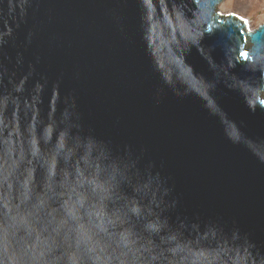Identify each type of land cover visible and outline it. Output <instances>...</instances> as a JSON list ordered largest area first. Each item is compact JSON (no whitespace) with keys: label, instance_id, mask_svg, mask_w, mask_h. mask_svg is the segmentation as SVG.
Listing matches in <instances>:
<instances>
[{"label":"water","instance_id":"water-1","mask_svg":"<svg viewBox=\"0 0 264 264\" xmlns=\"http://www.w3.org/2000/svg\"><path fill=\"white\" fill-rule=\"evenodd\" d=\"M222 1L0 0V264H264V22Z\"/></svg>","mask_w":264,"mask_h":264},{"label":"rangeland","instance_id":"rangeland-1","mask_svg":"<svg viewBox=\"0 0 264 264\" xmlns=\"http://www.w3.org/2000/svg\"><path fill=\"white\" fill-rule=\"evenodd\" d=\"M217 10L221 14L232 13L242 18L250 30L264 22V0H223Z\"/></svg>","mask_w":264,"mask_h":264},{"label":"bare ground","instance_id":"bare-ground-1","mask_svg":"<svg viewBox=\"0 0 264 264\" xmlns=\"http://www.w3.org/2000/svg\"><path fill=\"white\" fill-rule=\"evenodd\" d=\"M246 25H247V22L245 21ZM248 27V26H247Z\"/></svg>","mask_w":264,"mask_h":264},{"label":"snow or ice","instance_id":"snow-or-ice-1","mask_svg":"<svg viewBox=\"0 0 264 264\" xmlns=\"http://www.w3.org/2000/svg\"><path fill=\"white\" fill-rule=\"evenodd\" d=\"M242 55H244V54H242Z\"/></svg>","mask_w":264,"mask_h":264}]
</instances>
